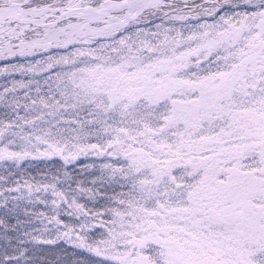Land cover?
<instances>
[{"label":"snow or ice","instance_id":"6c2138e0","mask_svg":"<svg viewBox=\"0 0 264 264\" xmlns=\"http://www.w3.org/2000/svg\"><path fill=\"white\" fill-rule=\"evenodd\" d=\"M0 264H264V0H0Z\"/></svg>","mask_w":264,"mask_h":264}]
</instances>
